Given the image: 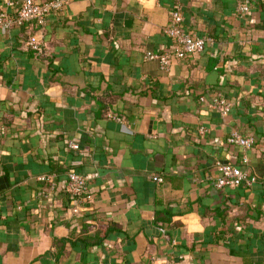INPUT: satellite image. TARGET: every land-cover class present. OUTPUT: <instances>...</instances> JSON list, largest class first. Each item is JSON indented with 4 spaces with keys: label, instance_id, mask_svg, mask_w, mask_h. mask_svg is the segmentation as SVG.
Instances as JSON below:
<instances>
[{
    "label": "crops",
    "instance_id": "1",
    "mask_svg": "<svg viewBox=\"0 0 264 264\" xmlns=\"http://www.w3.org/2000/svg\"><path fill=\"white\" fill-rule=\"evenodd\" d=\"M175 3L211 40L164 69L146 52L175 47ZM220 163L256 181L218 187ZM116 263L264 264V0H69L0 26V264Z\"/></svg>",
    "mask_w": 264,
    "mask_h": 264
},
{
    "label": "built area",
    "instance_id": "2",
    "mask_svg": "<svg viewBox=\"0 0 264 264\" xmlns=\"http://www.w3.org/2000/svg\"><path fill=\"white\" fill-rule=\"evenodd\" d=\"M68 2L69 0H6L10 11L0 12V26L11 27L23 25L30 21L43 25L51 12L63 8ZM238 9L240 11H249L250 5L247 2H243L238 5ZM183 21L182 8L180 4L175 3L171 11V21L165 28L167 34L173 38L175 47L168 51L146 52L147 57L158 59L164 69L169 68L173 56L181 58L188 54L203 51L211 40L206 35H197L193 30L184 27ZM27 43L37 52L44 50L45 44L40 39L30 38ZM214 105L218 107L222 114H228L232 109L233 103L224 96H217L214 98ZM227 139L229 142L240 144L245 148H251L256 142V138L253 135H243L238 130H233ZM246 159L247 156L245 155L244 160ZM218 169L220 171V175L216 180L218 187L242 183L252 184L256 181V176L250 175L248 170L236 164L220 163ZM155 178L159 181L163 180L162 176H156ZM41 179L52 184L55 183L54 174H43ZM66 190L77 203L86 202L92 198L88 175L77 170H68ZM74 210L78 211V207L75 206Z\"/></svg>",
    "mask_w": 264,
    "mask_h": 264
},
{
    "label": "trees",
    "instance_id": "3",
    "mask_svg": "<svg viewBox=\"0 0 264 264\" xmlns=\"http://www.w3.org/2000/svg\"><path fill=\"white\" fill-rule=\"evenodd\" d=\"M108 233H109L108 230L105 231V232H103V233L100 235V237H99L98 239H96L95 241H96V242H99V241L103 240V239L107 236ZM56 241H64V239H63V238H56Z\"/></svg>",
    "mask_w": 264,
    "mask_h": 264
}]
</instances>
